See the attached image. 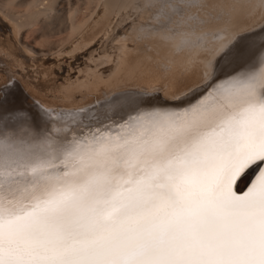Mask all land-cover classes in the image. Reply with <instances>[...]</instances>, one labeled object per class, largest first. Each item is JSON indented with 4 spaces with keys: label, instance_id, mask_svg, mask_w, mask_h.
Segmentation results:
<instances>
[{
    "label": "snow or ice",
    "instance_id": "6c2138e0",
    "mask_svg": "<svg viewBox=\"0 0 264 264\" xmlns=\"http://www.w3.org/2000/svg\"><path fill=\"white\" fill-rule=\"evenodd\" d=\"M219 53L195 103L128 91L119 121L0 87V264H264V33Z\"/></svg>",
    "mask_w": 264,
    "mask_h": 264
},
{
    "label": "bare ground",
    "instance_id": "6f19581e",
    "mask_svg": "<svg viewBox=\"0 0 264 264\" xmlns=\"http://www.w3.org/2000/svg\"><path fill=\"white\" fill-rule=\"evenodd\" d=\"M3 1L0 87L13 78L23 106L33 111L35 101L57 111L107 112L119 121L124 114L105 105L128 91L169 102L187 94L195 103L210 91L204 69L219 60L220 46L236 35L264 33V0H87L64 5L58 15H52L57 0ZM21 4L25 19L12 11ZM85 5L91 11L83 15ZM43 16L44 33H65V40L49 41L47 54H31L20 30Z\"/></svg>",
    "mask_w": 264,
    "mask_h": 264
},
{
    "label": "rangeland",
    "instance_id": "374dc122",
    "mask_svg": "<svg viewBox=\"0 0 264 264\" xmlns=\"http://www.w3.org/2000/svg\"><path fill=\"white\" fill-rule=\"evenodd\" d=\"M3 0H0V4H3L1 3ZM56 1V0H55ZM83 1H87V0H57L55 3H54V11L52 13V15H58V14H62L64 12V5L66 6L67 10H68V3H72L73 6H77V3H84ZM4 2V1H3ZM76 2V3H75ZM48 3V2H46ZM4 6V4L2 5ZM24 7V8H23ZM85 7L87 8L88 6L85 5L84 8H83V15H85L87 12L90 13L91 10H84ZM16 8H19V9H16ZM16 8H13V12L18 15V16H23L22 19H25V16L23 15V12L24 10L26 9L25 7V4H22L19 5V7H16ZM65 8V9H66ZM15 9L17 11H15ZM20 11V12H19ZM17 12V13H16ZM68 12V11H67ZM85 13V14H84ZM88 13V14H89ZM22 14V15H21ZM87 14V15H88ZM81 15V14H80ZM79 16L80 19L81 18H84L85 16ZM44 19V20H43ZM46 19L43 17H41L39 19V21L34 24V25H28V26H25L24 28L22 27L20 30V34H19V37L21 38V42L22 44L26 47V50L29 52V53H36L37 55H42L44 53H48L49 52V49H50V42H52L55 45H57L58 43L61 44L64 40H65V36L66 34L63 33V34H54V35H46V27H45V24L43 21H45ZM45 32V33H44ZM46 35V36H45ZM50 38V39H49ZM50 41V42H49ZM50 44V45H49ZM20 94H23V93H20ZM24 95V94H23ZM30 104V103H29ZM34 108V107H32Z\"/></svg>",
    "mask_w": 264,
    "mask_h": 264
}]
</instances>
